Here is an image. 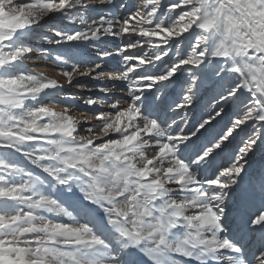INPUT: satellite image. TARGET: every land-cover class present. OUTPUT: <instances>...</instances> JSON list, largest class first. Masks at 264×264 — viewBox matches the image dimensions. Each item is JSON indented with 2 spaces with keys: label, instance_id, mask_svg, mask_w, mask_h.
Segmentation results:
<instances>
[{
  "label": "snow or ice",
  "instance_id": "obj_1",
  "mask_svg": "<svg viewBox=\"0 0 264 264\" xmlns=\"http://www.w3.org/2000/svg\"><path fill=\"white\" fill-rule=\"evenodd\" d=\"M0 264H264V0H0Z\"/></svg>",
  "mask_w": 264,
  "mask_h": 264
},
{
  "label": "rangeland",
  "instance_id": "obj_2",
  "mask_svg": "<svg viewBox=\"0 0 264 264\" xmlns=\"http://www.w3.org/2000/svg\"><path fill=\"white\" fill-rule=\"evenodd\" d=\"M36 70H44V69H40V68H38V69H36ZM49 71H51V69H49ZM79 88H81V85L80 84H76L75 86H74V90L75 91H82V90H77V89H79Z\"/></svg>",
  "mask_w": 264,
  "mask_h": 264
},
{
  "label": "bare ground",
  "instance_id": "obj_3",
  "mask_svg": "<svg viewBox=\"0 0 264 264\" xmlns=\"http://www.w3.org/2000/svg\"><path fill=\"white\" fill-rule=\"evenodd\" d=\"M50 74L55 75L56 73H55V71L51 70V71H50ZM77 90H82V89L79 88V89H77Z\"/></svg>",
  "mask_w": 264,
  "mask_h": 264
}]
</instances>
